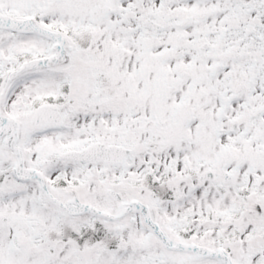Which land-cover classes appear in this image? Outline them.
I'll list each match as a JSON object with an SVG mask.
<instances>
[{
    "label": "snow or ice",
    "instance_id": "1",
    "mask_svg": "<svg viewBox=\"0 0 264 264\" xmlns=\"http://www.w3.org/2000/svg\"><path fill=\"white\" fill-rule=\"evenodd\" d=\"M0 264H264V0H0Z\"/></svg>",
    "mask_w": 264,
    "mask_h": 264
}]
</instances>
